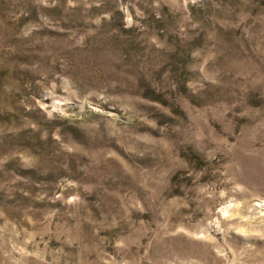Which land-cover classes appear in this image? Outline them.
Masks as SVG:
<instances>
[{"label":"rangeland","instance_id":"rangeland-1","mask_svg":"<svg viewBox=\"0 0 264 264\" xmlns=\"http://www.w3.org/2000/svg\"><path fill=\"white\" fill-rule=\"evenodd\" d=\"M0 264H264V0H0Z\"/></svg>","mask_w":264,"mask_h":264}]
</instances>
